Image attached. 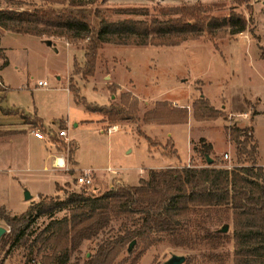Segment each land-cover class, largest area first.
<instances>
[{
  "label": "rangeland",
  "instance_id": "rangeland-1",
  "mask_svg": "<svg viewBox=\"0 0 264 264\" xmlns=\"http://www.w3.org/2000/svg\"><path fill=\"white\" fill-rule=\"evenodd\" d=\"M220 2L224 6L214 8L212 14L228 15L231 9L243 14L249 20L244 32L215 40L200 36L177 46L104 44L98 50L95 79L74 70V67L83 66L85 40L67 41L0 30V45L7 57V64L0 70V103L17 110L16 115L29 130L25 141L15 139L0 143V161L9 163L16 158L24 164L25 155L29 158L23 180L2 177L0 206L10 214H21L30 204L37 202L40 195L63 198L81 187L97 194L113 186L136 185L139 177L146 176L151 168L203 166L205 162L198 152L202 146L201 138L211 143L209 156L214 162L225 166L240 165L235 144L226 135L227 126L232 125L252 126L257 142V162L264 167V0L242 3L232 0H93L87 6L110 10L144 6L153 14L152 9L159 5ZM41 5L48 6L40 0H0V9L22 10ZM61 6L53 4V7ZM128 17L117 14L109 18ZM47 40H50V45ZM1 63L3 60L0 58ZM38 80H46L47 86L37 85ZM70 85L78 90L79 97L98 105H106L110 101L119 103L122 94H131L138 102L140 121L109 123L104 116L101 124L80 122L92 113L75 101ZM201 95L220 110L222 116L195 119L192 104ZM182 109L187 112L186 120L172 122L173 116H181ZM146 113L151 121L143 120ZM6 125L0 121V131ZM113 125L118 129L108 133L107 129ZM62 128L66 130L64 139L56 134ZM35 129L52 132L49 140L65 156L68 170L72 163L70 151L74 150L76 143L78 167L92 169L101 177L87 171L93 178V184L84 186L75 180L84 171L70 173L51 169L49 154L54 151V146L47 137L36 138L30 132ZM144 136H148L152 143H148ZM224 153L228 154L227 158ZM25 190L32 194L31 199L24 200ZM63 214L65 211L56 212L53 216L59 218ZM48 220L49 217L33 216L27 229L30 239ZM225 225L228 228L222 232L220 229ZM0 226L6 230L0 236V264H38L40 255L37 247L29 250V242L17 244L9 241V227L1 219ZM132 226V219L114 218L97 237L84 240L74 256L82 262L104 238ZM186 229L194 240L187 246H175L168 234L152 233L146 238L153 242L151 246L144 249L146 239L135 238L130 251L124 249L113 264L124 257L130 261L140 252L136 264H164L172 255L184 256L181 264H234L230 212L219 210L203 216L195 212ZM215 233L221 234V238H212L211 234ZM188 258H191L190 262Z\"/></svg>",
  "mask_w": 264,
  "mask_h": 264
},
{
  "label": "trees",
  "instance_id": "trees-1",
  "mask_svg": "<svg viewBox=\"0 0 264 264\" xmlns=\"http://www.w3.org/2000/svg\"><path fill=\"white\" fill-rule=\"evenodd\" d=\"M40 1L48 6L0 9V30L67 41L85 40L83 66L74 67L75 72L83 76L94 75L98 50L104 44L177 46L200 36L215 40L239 34L247 29L249 23L248 18L233 9L224 16L212 14L214 8L224 6L222 2L159 5L150 14V9L144 6L110 10L87 6L93 0ZM232 1L242 3L248 0ZM53 4L62 6L57 8ZM117 14L130 17L109 18ZM1 36L2 32L0 40ZM0 58L3 60L1 70L7 64L1 45ZM69 90L77 103L88 111L102 114L109 123L140 121L138 102L129 93L122 94L119 103L98 105L79 97L78 90L71 85ZM161 103H157L156 109ZM0 111L17 114V110L8 108H0ZM192 111L197 120L222 116L220 110L210 105L203 95L193 102ZM181 112V116H173L172 122L186 120V110ZM147 114L143 120L151 121ZM137 128L139 132V126ZM252 130V126L232 125L226 128L227 138L235 144L240 165L225 166L213 159L207 163L205 154L209 155L212 145L201 138L202 146L198 152L205 162L203 166L151 168L136 185L113 186L97 194L81 187L63 198L40 195L38 201L21 214H10L1 205L0 219L9 227V241L17 244L29 242V250L37 247L40 255L38 264H113L133 239L145 240L152 233L168 234L175 246H187L194 241L186 229L191 215L195 212L200 216L212 215L222 210L230 212L232 219L234 264H264V169L257 162V142ZM11 133L0 131V135ZM144 138L152 143L148 136ZM73 153L71 150L70 159ZM61 211L65 214L59 218L53 216ZM33 216L49 217V220L30 239L27 229ZM120 217L132 219L133 226L104 238L82 262L74 256L84 240L97 237L114 218ZM220 235L215 233L211 237L219 239ZM144 244V249H147L153 242L146 239ZM140 255L141 252L130 261L124 257L116 264H136ZM187 261L190 262L191 258Z\"/></svg>",
  "mask_w": 264,
  "mask_h": 264
},
{
  "label": "crops",
  "instance_id": "crops-1",
  "mask_svg": "<svg viewBox=\"0 0 264 264\" xmlns=\"http://www.w3.org/2000/svg\"><path fill=\"white\" fill-rule=\"evenodd\" d=\"M1 72V71H0ZM1 76V74H0ZM2 77V76H1ZM96 77V73L94 72V76H91V78L95 79ZM3 81V79H2ZM115 81V80H114ZM4 82V81H3ZM116 83V81H115ZM110 84V83H109ZM117 84V83H116ZM5 85V84H4ZM6 86V85H5ZM7 88V86H6ZM111 101L108 103L110 104ZM106 104V105H108ZM84 107V106H83ZM0 108H11L9 106H4L0 103ZM13 108V107H12ZM85 109V108H84ZM86 110V109H85ZM87 111V110H86ZM90 115L89 118L87 119H82L80 122H97L99 124L103 123L102 120L104 119V116L100 113H97V112H91L89 111ZM37 117H39L36 112L34 113ZM91 117V118H90ZM41 122L43 124L44 121L41 117H39ZM0 121H1V124L5 125V124H8L6 125L4 128H1V131H11L12 133L11 134H7V135H0V143H7L9 141H14L15 139H20L21 141L24 139L25 137V134L27 131L24 124L22 123L21 119L19 118L18 115L14 114V115H9V114H3L1 111H0ZM63 122V121H62ZM65 123V122H63ZM77 123L74 122V126H76ZM32 133V131H30ZM112 132V131H111ZM169 134V133H168ZM65 136H61L62 139H64ZM25 141V139H24ZM49 143L52 144V142H50V140H48ZM67 141H72V140H67ZM74 142V141H72ZM75 143V142H74ZM22 145L21 144L19 147L20 149L22 148ZM52 146H54L52 144ZM1 149V148H0ZM75 149H76V143H75V148H74V153H73V156H72V163H71V167L69 168L68 170V167H67V162H66V158L64 155H61L58 151V149L56 148V146H54V151L51 152L49 155L51 157L50 159V166H51V169H53L55 171V169H58V170H61V171H64V172H70V173H74L75 171L79 170V171H84V172H87V171H93L92 169H89V168H79V163L78 161L76 160V157H75ZM224 154H227V153H224ZM228 155V154H227ZM57 158H62L65 162V165H66V169L65 168H58V167H55V162L57 160ZM0 160H1V157H0ZM29 160V158L25 155V163L22 164V162H20L19 160H17L16 158H13V161H10L9 163L8 162H5V161H0V182L4 181L2 179V177H6V179H22L23 180V177H26L25 175V170L27 171L28 170V167H25L27 165V161ZM260 166H262L260 163H258ZM263 167V166H262ZM46 168V167H44ZM160 169V168H159ZM264 169V167H263ZM111 172H113L111 170ZM4 173V174H3ZM93 173L96 175V176H99L101 177L100 175L96 174L94 171ZM147 176V175H146ZM146 176H142V177H139L140 178H145ZM75 176L72 177V179L74 178ZM76 179V178H75ZM138 179V181H139ZM69 181V180H67ZM66 182V181H64ZM55 183H59V182H55ZM62 183V182H60ZM56 186V184H55Z\"/></svg>",
  "mask_w": 264,
  "mask_h": 264
},
{
  "label": "built area",
  "instance_id": "built-area-1",
  "mask_svg": "<svg viewBox=\"0 0 264 264\" xmlns=\"http://www.w3.org/2000/svg\"><path fill=\"white\" fill-rule=\"evenodd\" d=\"M37 85H39V86H47V81L46 80H38L37 81ZM117 129H118V126L117 125H113V126L109 127L107 130H108V133H109V132L117 130ZM32 133L38 139H44L45 137H47V139L49 140L50 135H51L52 132L44 133L40 129H35V130L32 131ZM56 134L59 137L66 136L65 128L58 129ZM224 157L227 158L228 155L224 154ZM54 165H55V167L65 168L66 169L65 162H64V160L62 158H57V160H56ZM75 180H76V183L84 185V186H91L93 184V178H92V176H90V174L88 172H85V173L79 175L78 177H76Z\"/></svg>",
  "mask_w": 264,
  "mask_h": 264
},
{
  "label": "water",
  "instance_id": "water-1",
  "mask_svg": "<svg viewBox=\"0 0 264 264\" xmlns=\"http://www.w3.org/2000/svg\"><path fill=\"white\" fill-rule=\"evenodd\" d=\"M49 45H50V40H47L46 41ZM205 158H206V161L207 163H211L212 161V158L208 155V154H205ZM23 198L24 200H29L32 198V194L28 191V190H25L23 192ZM228 228L227 225L223 226L220 230L222 232L226 231ZM6 230L0 226V236L5 232ZM135 240L133 239L129 244H128V247H127V251H130L131 247L133 246ZM184 261V256H180V255H172L168 260H166L164 262V264H181L182 262Z\"/></svg>",
  "mask_w": 264,
  "mask_h": 264
}]
</instances>
